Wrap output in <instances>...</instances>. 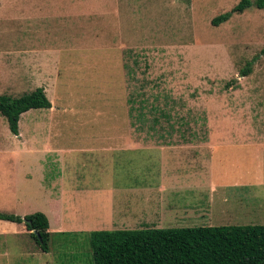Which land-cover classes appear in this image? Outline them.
Instances as JSON below:
<instances>
[{
	"label": "rangeland",
	"instance_id": "1",
	"mask_svg": "<svg viewBox=\"0 0 264 264\" xmlns=\"http://www.w3.org/2000/svg\"><path fill=\"white\" fill-rule=\"evenodd\" d=\"M238 1L0 0V94L19 96L34 89L23 70L24 47L29 56L47 52L43 55L50 64L57 61L60 68L46 94L54 110L26 111L18 134L30 131L33 120H59L57 125L43 123L42 131L51 135L49 146L68 150L60 168H41L40 153L27 150H15L9 167L8 154H0V185L23 186L30 199L5 202L0 211L50 216L53 211L63 219V228L86 231L50 238V254L41 259L92 264L86 233L106 224L84 209V202L99 199L71 189L86 185L81 182L97 169L91 154L76 149L107 136L184 135L196 143L216 136L222 145L217 158L220 152L228 179L243 178V186L217 188L213 200L202 196L205 214L163 228L264 224V9L251 5L211 23ZM93 8L103 17L79 13ZM247 62L251 70L241 76ZM153 105L170 111L173 127L147 111ZM135 114L147 121L133 122L140 118ZM151 116H157L154 128ZM179 116L186 122L177 123ZM11 135L0 115V150L17 146L7 139ZM57 172V189L46 199L41 185L48 186ZM16 190L19 195L21 188ZM6 241L14 264H39L40 259L17 256L26 238L9 235Z\"/></svg>",
	"mask_w": 264,
	"mask_h": 264
},
{
	"label": "crops",
	"instance_id": "2",
	"mask_svg": "<svg viewBox=\"0 0 264 264\" xmlns=\"http://www.w3.org/2000/svg\"><path fill=\"white\" fill-rule=\"evenodd\" d=\"M89 12L92 16L103 17L104 15H101L95 8L91 11H79L80 14ZM73 13L77 14L78 12ZM106 26H109L107 22L103 28L101 24V29H105ZM95 29L97 28H92V33ZM25 48H23V54H26L23 59V64H25L23 70L27 73L25 77L27 76V80L30 84L32 83V87L43 88L46 95L49 88L53 87V77L58 78L59 76V63L53 61L51 65L52 61L49 60L48 55H43L47 52L41 50L36 51L37 56H29L30 52ZM47 110H54V104L50 102V107L45 111ZM22 114H26V112ZM135 115L137 116V114ZM151 117L149 126L154 128L158 121L156 116ZM133 120V122L138 121L140 125L147 121L146 118ZM164 120L167 125L173 127L170 124L173 119ZM58 121L52 118L33 120L28 126L30 131L28 129L22 135L11 133L12 135L7 139L17 146L0 150V154H8L7 165L10 167L9 162L16 155L15 150L17 153L19 150H27L31 154L40 153L39 159H37L41 168L47 165L60 168L62 155L68 153V150L49 146L51 135L48 136V132L42 131L45 129L43 123L57 125ZM123 127L125 126L123 125ZM14 138L17 140L13 141ZM193 139L194 137H174L171 134L147 136L120 134L97 139L93 141L95 146L76 149L91 154L90 159L97 160L91 164H94L97 169L93 172H89L91 169H88V179L81 182L86 185L77 183L71 192H85L87 195L90 194L99 199H90L89 203L84 202L85 211L95 214L96 218H103L98 221L99 224L101 222L106 224L97 230L163 228V225L166 224L178 223L191 217L203 215L206 213V207L200 204L202 196L213 200L217 188L243 186L239 182L243 178H240L239 181L236 178L228 179L230 171L224 167L220 152L217 158V150L222 145L218 144L216 136L200 137L197 143L192 141ZM59 176L60 172H57L50 179L48 186L41 185L44 198L50 199L52 191H56V185H58L56 182H58ZM42 178L45 180L46 177L42 176ZM8 184L0 185V205L5 202L15 204L30 202L25 187L15 186L14 183ZM19 188H21V193L17 195L19 191L16 189ZM45 191H48L47 195ZM220 196L222 195L220 194ZM222 199L225 200L224 197ZM207 208H210L209 205ZM15 213L17 214L14 215L19 216L29 214L26 212ZM42 213L48 221L50 238L84 230L72 229V231H68L69 229L63 228V219L56 212H51L52 218L47 212L43 211ZM0 221L2 222L0 223V264H14L9 244L6 241L9 235L16 236L17 239L23 237L28 240L26 246L18 251V257L26 255L36 261L40 259L39 264H49L47 260L41 259V254L44 256L50 254V245L47 251H42L37 247L23 224L1 219ZM96 222L97 220L93 221V223ZM92 229L94 228L88 230L87 233Z\"/></svg>",
	"mask_w": 264,
	"mask_h": 264
},
{
	"label": "trees",
	"instance_id": "3",
	"mask_svg": "<svg viewBox=\"0 0 264 264\" xmlns=\"http://www.w3.org/2000/svg\"><path fill=\"white\" fill-rule=\"evenodd\" d=\"M251 5L264 9V0H239L231 11L213 18L211 23L216 25L230 13H241ZM250 70L247 62L240 75ZM49 107L41 87L19 96L0 94V115L14 135L18 134L22 113ZM147 111L172 119L164 107L153 105ZM137 117L145 119L141 114ZM177 118V122H186L184 117ZM0 219L23 224L37 247L48 250L50 233L43 213L19 216L0 212ZM87 242L92 264H264V224L92 230L87 233Z\"/></svg>",
	"mask_w": 264,
	"mask_h": 264
}]
</instances>
